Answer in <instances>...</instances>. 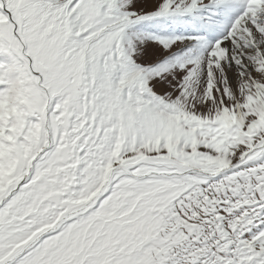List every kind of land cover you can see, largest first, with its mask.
Masks as SVG:
<instances>
[{
  "label": "snow or ice",
  "instance_id": "snow-or-ice-1",
  "mask_svg": "<svg viewBox=\"0 0 264 264\" xmlns=\"http://www.w3.org/2000/svg\"><path fill=\"white\" fill-rule=\"evenodd\" d=\"M0 264H264V0H0Z\"/></svg>",
  "mask_w": 264,
  "mask_h": 264
}]
</instances>
